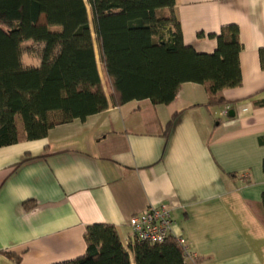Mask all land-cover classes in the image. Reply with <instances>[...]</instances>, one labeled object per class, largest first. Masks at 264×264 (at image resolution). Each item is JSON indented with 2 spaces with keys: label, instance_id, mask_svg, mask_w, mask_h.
I'll use <instances>...</instances> for the list:
<instances>
[{
  "label": "crops",
  "instance_id": "0c3cea01",
  "mask_svg": "<svg viewBox=\"0 0 264 264\" xmlns=\"http://www.w3.org/2000/svg\"><path fill=\"white\" fill-rule=\"evenodd\" d=\"M173 12L199 54L215 51L222 27L237 26L240 85L218 93L225 105L206 106L195 83L167 105L108 100L45 138L1 147L0 264L75 260L93 224L114 226L128 247L129 218L160 205L184 264H264V0H175ZM22 47L23 66L39 67L43 44Z\"/></svg>",
  "mask_w": 264,
  "mask_h": 264
},
{
  "label": "trees",
  "instance_id": "16d2710c",
  "mask_svg": "<svg viewBox=\"0 0 264 264\" xmlns=\"http://www.w3.org/2000/svg\"><path fill=\"white\" fill-rule=\"evenodd\" d=\"M86 3L112 105H167L184 83L204 86L206 106L225 105L218 93L240 85L237 26L222 27L213 36L215 51L199 54L182 41L175 0H0V148L45 138L55 126L108 107ZM27 41L43 44L39 67L22 64ZM261 61L264 67V52ZM179 115L171 117L166 137ZM260 208L264 213V194ZM84 242V255L57 264H130L129 252L135 264H184L185 252L171 236L124 247L114 226L93 224Z\"/></svg>",
  "mask_w": 264,
  "mask_h": 264
},
{
  "label": "built area",
  "instance_id": "2783aa9c",
  "mask_svg": "<svg viewBox=\"0 0 264 264\" xmlns=\"http://www.w3.org/2000/svg\"><path fill=\"white\" fill-rule=\"evenodd\" d=\"M132 239L150 245L162 244L172 234L173 221L165 205L148 207L128 220ZM182 247V241L177 240Z\"/></svg>",
  "mask_w": 264,
  "mask_h": 264
},
{
  "label": "rangeland",
  "instance_id": "374dc122",
  "mask_svg": "<svg viewBox=\"0 0 264 264\" xmlns=\"http://www.w3.org/2000/svg\"><path fill=\"white\" fill-rule=\"evenodd\" d=\"M86 9H87V13H88V19H89V26H90V30L92 33V39H93V48L95 51V55H96V59H97V66H98V71L100 73V77H101V82L103 85V91L107 97V99L109 100V91H110V85L108 84L107 78L105 76L101 61H100V56H99V50H98V46L97 43L95 42V36H94V31H93V23H92V15H91V11H90V7L88 6V4L86 3Z\"/></svg>",
  "mask_w": 264,
  "mask_h": 264
},
{
  "label": "water",
  "instance_id": "95a60500",
  "mask_svg": "<svg viewBox=\"0 0 264 264\" xmlns=\"http://www.w3.org/2000/svg\"><path fill=\"white\" fill-rule=\"evenodd\" d=\"M232 116V115H231Z\"/></svg>",
  "mask_w": 264,
  "mask_h": 264
}]
</instances>
